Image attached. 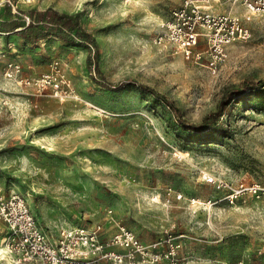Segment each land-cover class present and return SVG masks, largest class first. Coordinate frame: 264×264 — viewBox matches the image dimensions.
<instances>
[{"label": "rangeland", "instance_id": "374dc122", "mask_svg": "<svg viewBox=\"0 0 264 264\" xmlns=\"http://www.w3.org/2000/svg\"><path fill=\"white\" fill-rule=\"evenodd\" d=\"M6 5L77 15L98 42L105 80L125 85L99 86L82 46L0 32V186L25 196L49 238L66 226L100 225L106 238L125 227L147 247L176 248L173 260L138 264H264V198L231 203L202 177L264 186V87L237 96L211 129L192 132L162 100L129 84L151 87L184 119L201 122L226 93L264 80V15L213 75L205 59L154 44L179 0H0V13ZM11 62L28 79L58 63L74 94L57 98L9 79ZM5 232L0 225V264H15Z\"/></svg>", "mask_w": 264, "mask_h": 264}, {"label": "built area", "instance_id": "2783aa9c", "mask_svg": "<svg viewBox=\"0 0 264 264\" xmlns=\"http://www.w3.org/2000/svg\"><path fill=\"white\" fill-rule=\"evenodd\" d=\"M169 18L158 28L154 44L172 51L187 61L205 59L208 70L216 75L227 57L228 48L252 37L249 23L264 15V0H179ZM228 7L225 10L223 7ZM242 7L244 15L239 14ZM6 76L19 84L40 91L50 88L57 98L74 94L71 82L53 64L52 72L41 78L21 77V66L7 64ZM206 184L226 191L231 203L249 195L264 198L260 183L228 184L210 173L203 174ZM182 197H178L181 199ZM0 225L5 227V243L15 264H138L172 259L176 248L171 244L164 253L159 244L145 246L125 227L106 238L100 225L62 227L51 240L41 227L27 199L21 193L0 186ZM173 260V259H172Z\"/></svg>", "mask_w": 264, "mask_h": 264}, {"label": "trees", "instance_id": "16d2710c", "mask_svg": "<svg viewBox=\"0 0 264 264\" xmlns=\"http://www.w3.org/2000/svg\"><path fill=\"white\" fill-rule=\"evenodd\" d=\"M0 32L17 36L25 43H39L47 38L54 37L64 43L82 46L88 51L86 59L87 68L90 73L94 75V80L99 86L109 91H114L125 86L123 83L112 84L105 80L98 66V42L92 34L88 33L81 26L77 15L59 13L52 8L13 13L11 7L6 5L4 10L0 13ZM129 84L136 85L143 91L162 100L172 110L178 123L184 127V129L192 132H204L211 129L225 107L235 100L237 96L263 88L264 80L256 83L244 82L237 89L229 91L226 93L217 109L206 114L199 123L189 122L184 119L180 108L174 101L156 92L151 87L135 82H129Z\"/></svg>", "mask_w": 264, "mask_h": 264}]
</instances>
